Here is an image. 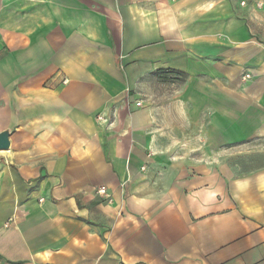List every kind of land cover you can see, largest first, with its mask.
<instances>
[{"label":"crops","instance_id":"0c3cea01","mask_svg":"<svg viewBox=\"0 0 264 264\" xmlns=\"http://www.w3.org/2000/svg\"><path fill=\"white\" fill-rule=\"evenodd\" d=\"M5 131L0 264H264V0H0Z\"/></svg>","mask_w":264,"mask_h":264},{"label":"water","instance_id":"95a60500","mask_svg":"<svg viewBox=\"0 0 264 264\" xmlns=\"http://www.w3.org/2000/svg\"><path fill=\"white\" fill-rule=\"evenodd\" d=\"M10 131H5L0 134V152L10 150Z\"/></svg>","mask_w":264,"mask_h":264},{"label":"built area","instance_id":"2783aa9c","mask_svg":"<svg viewBox=\"0 0 264 264\" xmlns=\"http://www.w3.org/2000/svg\"><path fill=\"white\" fill-rule=\"evenodd\" d=\"M250 77L251 76L247 74L246 77H245V79H249ZM64 83H67V81L65 80ZM138 106H140V104H138ZM100 194H102V195H105L106 194V188L105 187H102L100 189Z\"/></svg>","mask_w":264,"mask_h":264}]
</instances>
